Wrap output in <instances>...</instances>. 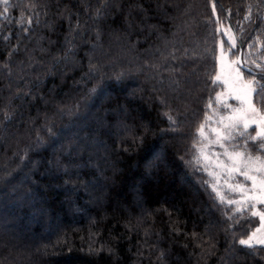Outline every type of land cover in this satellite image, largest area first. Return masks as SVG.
<instances>
[{
    "label": "trees",
    "instance_id": "1",
    "mask_svg": "<svg viewBox=\"0 0 264 264\" xmlns=\"http://www.w3.org/2000/svg\"><path fill=\"white\" fill-rule=\"evenodd\" d=\"M0 13V264H264V245L239 243L259 223L230 185L241 176L220 173L200 134L233 104L215 80L228 29L264 84V0ZM240 130L230 149L243 137L264 152Z\"/></svg>",
    "mask_w": 264,
    "mask_h": 264
},
{
    "label": "rangeland",
    "instance_id": "2",
    "mask_svg": "<svg viewBox=\"0 0 264 264\" xmlns=\"http://www.w3.org/2000/svg\"><path fill=\"white\" fill-rule=\"evenodd\" d=\"M230 37L234 38L232 31L227 30L226 40L227 42L221 41L218 48L217 64L218 69L215 75V80L220 82L223 89L219 91L217 95V100L219 103H233L229 105L231 108L226 112V116L219 118H211L209 124L203 127L202 137V147L209 153V158L214 161L215 166L221 172H227L228 175H240L241 172H247L248 176L253 179H246L244 176L240 175V180L235 183L230 182V185L235 189V192L240 193V204L239 207H247L249 211L256 215L259 219L257 227L251 231V233L244 237V240L249 239L256 233V238H264V170H260V164L264 163V152L257 151L256 153H249L248 142L243 137H238L235 146L239 150L230 149L229 145L230 139H222V137H227L229 134L235 136L238 129L245 133L246 130L254 129L252 132L251 141L253 137H263L264 136V111L258 106L254 98V92L249 95L248 93V82L256 81V78L248 75L243 70L237 61V56L239 51H236V41L231 50H229L232 41ZM235 40V38H234ZM245 64L250 65L249 59H245ZM250 67V66H249ZM249 73V72H248ZM251 74V73H250ZM220 77L219 80L216 78ZM255 88V84L252 85ZM249 100L251 105L256 109L253 112L249 106ZM224 114V115H225ZM244 117L241 124H237L235 129H229L226 125L232 123L228 117ZM243 124L247 125V128L243 127ZM219 133V135L217 134ZM249 133H247L248 135ZM219 141V142H217ZM247 142V143H246ZM244 148V152L243 149ZM246 148V150H245ZM237 153H242L243 155L237 157ZM229 157H233L230 159ZM249 157L252 158L251 163ZM259 158V160H257ZM249 166L246 167L245 165ZM233 179V178H232ZM246 181V183L242 181ZM240 181V182H239ZM237 202V198L233 200ZM252 245H261L253 241Z\"/></svg>",
    "mask_w": 264,
    "mask_h": 264
},
{
    "label": "snow or ice",
    "instance_id": "3",
    "mask_svg": "<svg viewBox=\"0 0 264 264\" xmlns=\"http://www.w3.org/2000/svg\"><path fill=\"white\" fill-rule=\"evenodd\" d=\"M0 3L8 4L9 3V0H0ZM6 11H7V9H5V12ZM0 15H3V14L0 13ZM28 22L31 23L30 20ZM230 40L232 41V43L230 45L229 50H231V47H233L234 44H235L234 38L230 37ZM236 63H240V61H236ZM257 67H259V65H257ZM260 71H261V73H264V68H261ZM216 79L219 80L220 77H217ZM262 79H264V76H262ZM253 84H258V81L253 80V81H249L248 82V93H249V95L251 93H253V92H257L258 94H264V84H259V88L258 89L252 87ZM249 106H250V108H251V110L253 112L256 111V109L251 105V101L250 100H249ZM208 119H210V118H208ZM227 119H229L230 121H232V123H230L229 125H226V127L229 128V129H235L236 126H237V124H241L242 123L244 117H231L230 116ZM243 127L244 128H247V125L246 124H243ZM200 134L203 135V126L200 129ZM217 134L219 135V133H217ZM239 135L242 136V135H244V133L243 132H240ZM231 138L232 137H231L230 134L227 137H222V139H231ZM252 139H257V137H253ZM217 142H219V141H217ZM261 150H264V148H262ZM242 155H243L242 153H237L236 154L237 157H240ZM229 158L230 159H233V157H229ZM257 160H259V158H257ZM249 161L251 163H255V161H252V158L251 157H249ZM245 166L248 167L249 165L246 164ZM260 170H264V163H261L260 164ZM240 175L244 176L246 179H253L252 177L248 176L247 172H241ZM227 203L232 204V203H238V202L227 201ZM241 210L242 209H237V211H241ZM253 241H255V243H257V244L264 245V238H258L257 239L256 238V233H253V235L251 237H249V239H247V240H244V239L240 240L239 243L241 245L252 246Z\"/></svg>",
    "mask_w": 264,
    "mask_h": 264
},
{
    "label": "water",
    "instance_id": "4",
    "mask_svg": "<svg viewBox=\"0 0 264 264\" xmlns=\"http://www.w3.org/2000/svg\"><path fill=\"white\" fill-rule=\"evenodd\" d=\"M237 61H240V63H238V65L245 71L249 72V73H252L254 74L255 73V70L249 66H247L245 63H244V60H243V53H242V49L239 50V53H238V56H237Z\"/></svg>",
    "mask_w": 264,
    "mask_h": 264
}]
</instances>
